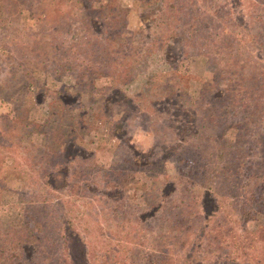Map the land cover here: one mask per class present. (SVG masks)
I'll list each match as a JSON object with an SVG mask.
<instances>
[{"label":"rangeland","instance_id":"374dc122","mask_svg":"<svg viewBox=\"0 0 264 264\" xmlns=\"http://www.w3.org/2000/svg\"><path fill=\"white\" fill-rule=\"evenodd\" d=\"M112 1L111 7L118 4L127 8L126 37L140 46V54L111 62L116 86L110 97L106 94L109 92L100 95L101 100L91 93L79 99L70 95L62 104L63 100L57 98L61 87L73 92L78 74L57 47L63 40H84L88 32L75 20L85 19V11L75 9L76 0H0V80L13 77L12 83L6 85L8 88L0 82L4 90L0 92V111L14 115L21 126L33 115L47 117L51 111L54 117L55 110L59 111L62 125L73 122L69 127L75 128L65 142L62 156L50 161L43 172L50 175L54 186H63V191L64 183L83 175L82 200L86 202L80 206L76 200V208L81 210L77 216L76 211L70 215L75 220V232L88 242H96L101 251L111 252L113 257L121 252L128 254L136 247L143 256L154 252L152 237L159 234L161 239L164 235L160 234L164 229L162 213L170 200L165 199L163 209L156 210L154 215L141 218L144 221L128 220L144 214L148 205L170 191L175 181H181L176 185V195L183 179L194 177L189 186L196 191L192 202L195 211L210 210L216 205L220 215L230 214L233 219H237L239 205L250 188L255 196L260 193V186L250 179L243 183L244 178L237 175V164L248 163L251 172L260 176L264 172V58L248 59L255 53L264 55V0H224L223 10L231 9L235 14L229 19L239 17L236 21L240 25L230 28L227 40H206L200 47L189 39L193 40L196 34L221 35L222 31L212 27L171 39L161 30L165 27L164 15L157 13L160 20L156 16L157 10L163 11L164 7H141L140 0ZM108 7L101 9V16L115 18ZM92 13L93 10L89 15ZM65 22L71 25L67 27ZM140 23L147 26L142 28ZM95 30L96 34L103 31L96 22ZM150 44L154 48L148 49ZM33 65L46 69L43 80L30 87V92H40L39 100L28 109L12 111L18 93L15 88L23 83L20 77ZM99 84L108 85L107 79L101 77ZM220 88L227 90L224 96L216 94ZM229 126L235 128L232 134L224 136V129ZM69 127L67 131L72 129ZM32 154L39 158L41 148L35 145ZM40 169L30 167L32 175ZM21 173L20 162H16L14 176L18 178ZM181 175L183 179H179ZM121 180L134 196L140 189L133 204L119 199L125 189ZM104 181H109V185ZM105 191L111 194L106 206V197L102 195ZM203 191L208 195L204 196ZM142 193L146 196L144 202ZM191 196L188 193L187 202L193 199ZM3 201L0 194V205ZM88 201L95 202L94 209L106 208L97 217L104 228L103 236L82 230L84 226L92 229ZM3 215L0 228L9 225ZM255 224L264 225V215ZM138 235H146L149 240L135 239ZM40 237L50 243L44 233ZM78 247L79 244L75 245V251ZM143 260L139 262L144 263Z\"/></svg>","mask_w":264,"mask_h":264},{"label":"trees","instance_id":"16d2710c","mask_svg":"<svg viewBox=\"0 0 264 264\" xmlns=\"http://www.w3.org/2000/svg\"><path fill=\"white\" fill-rule=\"evenodd\" d=\"M76 2L75 9L85 11L86 17L75 22L81 23L88 33L82 41L67 39L59 42L57 47V50L61 51L59 53L71 61L78 74L73 92L69 93L65 86L61 87L57 98L60 101L63 100L62 104L65 103L64 98L70 95L79 99L85 93H91L100 98V95L109 92L106 94L110 97L116 86L114 77L116 74L110 66L111 62L118 57L129 59L140 54V46L126 37L125 19L129 17L127 8L118 4L111 7L112 0H76ZM140 5L141 7L151 5L164 7L163 11L157 10L156 16L158 12L164 15L166 22L161 30L171 39L177 36L182 38L186 32L189 34L209 31L212 27L222 31L221 35L218 32L207 36H204L205 33L196 34L197 37L189 41L197 47L205 44L206 40L209 42H216L218 39L227 40L232 31L230 28L236 24L240 25L237 22L239 17H237L238 20L235 16L233 21L229 19L231 14H235L231 9L223 10L224 0H140ZM103 7H108L112 15L116 17H102ZM92 10V14L100 17L99 20L92 14L89 15ZM157 18L161 19L159 16ZM95 22L99 23L103 30L98 34H96ZM51 23L60 24L61 22ZM63 24L67 27L71 25L67 22ZM140 25L142 28L147 26L141 23ZM155 25L157 28V22ZM258 38H262V35H258ZM151 48L154 46L148 45V49ZM256 49L261 51L258 47ZM200 55L203 54L200 53ZM250 56H248L249 61L264 58V55L257 53ZM45 70L44 66L33 65L23 72L20 77L23 83L15 88V92L18 93L14 96L15 103L12 111L28 109L39 100L40 92V95L30 92V87L36 81L43 80ZM101 77L107 79L108 85L99 84ZM1 80L0 82L5 84L4 88H8L9 86L6 87V85L12 83L13 77L9 76L6 81ZM2 88L0 86V92H4ZM226 92L225 88H220L216 94L224 96ZM0 98L3 97L0 96ZM107 100L108 98L105 99L106 102ZM64 115H66L65 112ZM15 119L11 113L0 111V194L5 199L0 205V217L2 218L4 214L3 219L9 224L6 228H0V264H264V225L255 224L256 219L264 215L262 206L264 172L260 176L251 172L248 163L238 162L237 175L244 178L243 183H248L250 179L252 184L260 186L262 191L260 190V193L255 196L250 188V192L244 195V200L239 205L237 219H233L230 214L220 215L216 205L210 210L195 211L192 202L194 203V198L196 199V191L194 187L189 186L194 182V177L184 180L181 175L179 179L182 178L184 182L176 195V185L181 181H175L170 191L159 195L158 201L151 202L144 214H138L133 221L128 220V223L144 221L145 219L141 218H145V215L146 217L154 215L156 210L163 209L165 199L170 200L162 213L164 221L161 228L164 229H161L163 233L160 234L164 235L160 239L158 234L151 240L154 252L151 251L152 253H145L142 256L141 251L136 247L133 250L130 249L128 254L121 252L113 257L111 252L101 251V247L96 242H88L75 232V220H72L70 215L76 211L75 216H77L78 211L81 210L79 207L76 208L77 201L80 206L81 203L86 202L82 200V195L85 193V188L81 186L83 175L78 180L71 179L69 183H66L67 187L64 183L63 191V186H54L50 181V175L43 172V168L47 167L50 161L62 156L65 142L69 139L71 130L75 128V126L69 127V124L73 122L69 120L62 125L58 110H55L54 117L51 111L47 117L39 118L33 115L24 126L17 124ZM67 127L72 129L67 131ZM234 128L235 126L225 128L223 135L232 134ZM35 145L41 148L39 158L32 154ZM238 156L241 157L242 152ZM16 162H20L22 168L21 176L18 178L14 176ZM28 166L42 168L36 171V175H32ZM23 167L27 168L23 170ZM246 172H250L251 175H246ZM105 176L107 177L108 173ZM246 177L249 178L246 179ZM260 177L261 180H259ZM121 181L125 189L124 195L119 199L133 204L137 200L140 189L136 190V196H134L131 188L125 187V183ZM104 182L107 186L109 185V181ZM188 193L193 197L189 202H187ZM102 195L106 197V201L100 200L105 201L106 206L111 194L105 191ZM203 195L207 196V191H203ZM141 197L144 202L145 194L142 193ZM92 203L95 202L86 203V206L90 208L88 217L91 218L92 229L84 226L82 230L86 234L92 231L103 236L104 228L101 227L100 219L97 217H100L99 214L106 208L101 206L94 209L95 206ZM108 209L115 211L112 208ZM159 220L160 216L157 221ZM144 225L145 223L142 226ZM165 225H167L166 228ZM138 232L140 234V231ZM41 233L48 237L50 243L44 242L40 237ZM141 237L138 235L135 239L139 240ZM144 238L146 241L149 240L146 235ZM172 243L173 247L177 246L175 250L171 247ZM77 244L79 247L75 251ZM151 245L148 243L149 247ZM146 249L142 251L145 252ZM179 250L181 252L176 253ZM142 258L144 263L139 262ZM239 258L240 262H238Z\"/></svg>","mask_w":264,"mask_h":264}]
</instances>
